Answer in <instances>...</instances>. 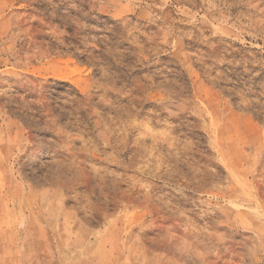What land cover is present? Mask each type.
<instances>
[{
	"label": "rangeland",
	"instance_id": "1",
	"mask_svg": "<svg viewBox=\"0 0 264 264\" xmlns=\"http://www.w3.org/2000/svg\"><path fill=\"white\" fill-rule=\"evenodd\" d=\"M0 264H264V0H0Z\"/></svg>",
	"mask_w": 264,
	"mask_h": 264
}]
</instances>
